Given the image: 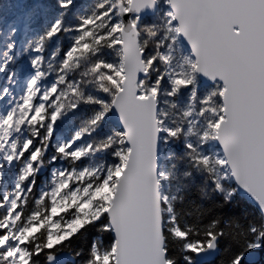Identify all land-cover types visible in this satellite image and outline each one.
<instances>
[{
	"label": "snow or ice",
	"instance_id": "obj_1",
	"mask_svg": "<svg viewBox=\"0 0 264 264\" xmlns=\"http://www.w3.org/2000/svg\"><path fill=\"white\" fill-rule=\"evenodd\" d=\"M73 6L26 41L23 82L4 36L0 264H205L222 241L243 264L264 247V0ZM245 196L258 218L212 215Z\"/></svg>",
	"mask_w": 264,
	"mask_h": 264
},
{
	"label": "rangeland",
	"instance_id": "obj_2",
	"mask_svg": "<svg viewBox=\"0 0 264 264\" xmlns=\"http://www.w3.org/2000/svg\"><path fill=\"white\" fill-rule=\"evenodd\" d=\"M92 3L94 0H74V6L67 19L71 21L74 13L81 12ZM54 4L55 0H0V52L3 51L5 33L9 26L15 25L18 29L15 36L17 55L12 66L17 69L18 79L21 82L25 74L22 70H26L28 66L29 53L25 51L26 41L33 39L46 25L50 18L47 13L52 10ZM29 17H31L30 20ZM58 43L67 45L68 39L61 35ZM4 83H6L4 76L0 75V85ZM14 90L19 91L18 88Z\"/></svg>",
	"mask_w": 264,
	"mask_h": 264
},
{
	"label": "trees",
	"instance_id": "obj_3",
	"mask_svg": "<svg viewBox=\"0 0 264 264\" xmlns=\"http://www.w3.org/2000/svg\"><path fill=\"white\" fill-rule=\"evenodd\" d=\"M246 213H247V218H258V214L255 213V208L250 206L245 200H243L242 203L234 202L233 204L224 205L223 207H221V202L217 200L215 205L213 206L212 215L222 216V217L236 216L239 217L242 222H244V220L246 219L245 217ZM206 222L207 220H205V223ZM95 236L96 233L94 231H90L84 237H81L79 240H77L73 245V247H75L77 250L79 249L86 250L89 242L92 239H94ZM224 246H225V241H222L219 256L213 262L206 264H220L221 259L230 254L224 250ZM253 252L258 254V259L256 261H248L247 259L248 255ZM76 259H77V264H79V258ZM41 260H43V257H41ZM243 264H264V247L251 250L245 257Z\"/></svg>",
	"mask_w": 264,
	"mask_h": 264
},
{
	"label": "water",
	"instance_id": "obj_4",
	"mask_svg": "<svg viewBox=\"0 0 264 264\" xmlns=\"http://www.w3.org/2000/svg\"><path fill=\"white\" fill-rule=\"evenodd\" d=\"M243 200H245L250 206H252L253 208H255V205H254V202L248 198V197H244ZM219 253H212V254H209L207 256H201L200 259L202 261H204L205 263H210V262H213L218 256H219ZM61 258L65 261H71L73 259V257H70L67 253H64ZM258 258V255L256 253H253L249 256L248 260L249 261H254L255 259Z\"/></svg>",
	"mask_w": 264,
	"mask_h": 264
},
{
	"label": "bare ground",
	"instance_id": "obj_5",
	"mask_svg": "<svg viewBox=\"0 0 264 264\" xmlns=\"http://www.w3.org/2000/svg\"><path fill=\"white\" fill-rule=\"evenodd\" d=\"M251 254H253V253H251ZM251 254L248 255V258H249V256H250ZM256 254H257V253H256ZM257 255H258V254H257ZM248 258H247V259H248ZM257 259H258V258H257ZM257 259H255L254 261H256ZM248 261H249V260H248Z\"/></svg>",
	"mask_w": 264,
	"mask_h": 264
}]
</instances>
